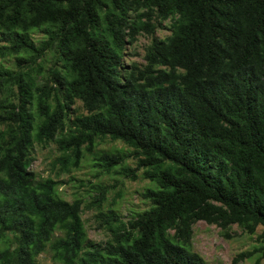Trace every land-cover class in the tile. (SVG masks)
Here are the masks:
<instances>
[{"label":"trees","instance_id":"obj_1","mask_svg":"<svg viewBox=\"0 0 264 264\" xmlns=\"http://www.w3.org/2000/svg\"><path fill=\"white\" fill-rule=\"evenodd\" d=\"M154 19L170 21L171 36L124 75L127 46L153 34ZM0 34L2 58L30 65L0 62V95L17 90L16 103L0 101V264H41L44 253L53 264H208L193 251L196 223L228 240L233 226L264 228V0H0ZM48 50L62 67L41 83L33 66ZM77 101L87 115L67 129ZM58 133L69 167L88 155L99 174L149 182L145 211L126 221L101 211L105 243L89 238L82 199L31 171L34 145ZM104 139L124 146L100 149ZM257 242L235 264L256 254L260 264L264 232Z\"/></svg>","mask_w":264,"mask_h":264},{"label":"rangeland","instance_id":"obj_2","mask_svg":"<svg viewBox=\"0 0 264 264\" xmlns=\"http://www.w3.org/2000/svg\"><path fill=\"white\" fill-rule=\"evenodd\" d=\"M135 17V15H133ZM161 23L162 26H159ZM155 26L153 34L141 32L134 44L128 45L123 60L122 73H138L147 66L146 55L155 41L165 40L172 34L171 22H161L154 19L151 22ZM36 45L41 44L43 36L36 34L33 36ZM8 44L4 42V36L0 34V48ZM0 62L14 71L26 72L30 65H21L17 59L11 55L2 58ZM33 66V65H31ZM34 67L33 75L36 74L41 83H46L51 70H61L62 63L56 51L48 50L43 58L39 59ZM51 84V83H50ZM52 85V84H51ZM17 90L9 87L2 95L0 101L12 100L17 102ZM1 106V104H0ZM74 113L69 114L66 122L67 129L71 128L72 119L76 116L87 115L81 101H77L73 107ZM0 109V113H1ZM6 125H0V130H4ZM66 133V131H65ZM61 133H58L56 140L50 143H36L32 151L33 164L31 171L38 177H51L60 182L61 196L73 202L75 198L83 200V220L89 238L95 243H105L110 240V233L100 223L101 211L108 213L110 210H117L121 219L126 221L131 217V213L145 211L149 205L142 198L143 190L149 186L147 180L140 176L142 171L136 172L140 177L133 181L121 173L113 172L110 175L99 174L91 165L90 158L86 155L78 168L69 167L67 161L63 160L62 153L59 150L58 140L61 139ZM124 145L121 142H113L110 139H104L101 142L100 149L111 150L113 148L121 149ZM128 166L136 169V164L132 160L128 161ZM119 172V171H118ZM97 188L106 189V201L101 209L95 203ZM193 251L199 254L208 264H235V259L243 254L252 252L260 244L257 242L258 235L264 232L263 227H259L255 236L243 233L238 226L232 227V239H225L220 228L215 225H208L205 222H198L193 227ZM260 254L254 255L249 259H239L237 264H254ZM41 264H53L49 253H44L38 258ZM260 264H264V259Z\"/></svg>","mask_w":264,"mask_h":264}]
</instances>
